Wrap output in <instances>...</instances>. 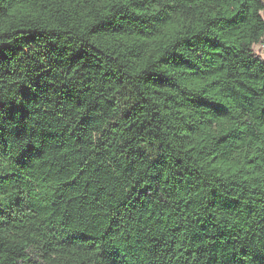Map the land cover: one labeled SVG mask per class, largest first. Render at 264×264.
I'll list each match as a JSON object with an SVG mask.
<instances>
[{"label": "trees", "instance_id": "trees-1", "mask_svg": "<svg viewBox=\"0 0 264 264\" xmlns=\"http://www.w3.org/2000/svg\"><path fill=\"white\" fill-rule=\"evenodd\" d=\"M264 0H0V264H264Z\"/></svg>", "mask_w": 264, "mask_h": 264}, {"label": "rangeland", "instance_id": "rangeland-1", "mask_svg": "<svg viewBox=\"0 0 264 264\" xmlns=\"http://www.w3.org/2000/svg\"><path fill=\"white\" fill-rule=\"evenodd\" d=\"M254 49L264 57V39L260 43L255 44Z\"/></svg>", "mask_w": 264, "mask_h": 264}]
</instances>
